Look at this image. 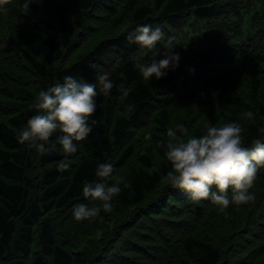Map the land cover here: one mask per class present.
Returning <instances> with one entry per match:
<instances>
[{"label":"trees","instance_id":"obj_1","mask_svg":"<svg viewBox=\"0 0 264 264\" xmlns=\"http://www.w3.org/2000/svg\"><path fill=\"white\" fill-rule=\"evenodd\" d=\"M141 24L175 38L179 67L165 78L146 80L135 67L155 58L127 39ZM105 72L116 87L98 97L77 153L57 146L41 155L19 143L41 89ZM249 110L254 124L242 116ZM225 122L241 123L248 145L262 139L264 0H4L0 264H264V169L256 199L224 212L166 183L172 165L157 145L168 128L185 124L187 139ZM104 162L114 166L107 183L122 181V191L111 211L77 221L75 205L101 203L82 190L100 182Z\"/></svg>","mask_w":264,"mask_h":264},{"label":"clouds","instance_id":"obj_2","mask_svg":"<svg viewBox=\"0 0 264 264\" xmlns=\"http://www.w3.org/2000/svg\"><path fill=\"white\" fill-rule=\"evenodd\" d=\"M4 0H0V4ZM129 43L146 49L155 57L151 63H136L139 74L146 80L165 78L179 67L180 54L174 51V37L168 36L159 26L141 24L129 32ZM157 57H162L158 59ZM116 87L109 73H98L95 82L77 80L70 75L62 83L41 89L31 107L35 114L17 135L19 143L35 149L41 155L55 151L60 146L64 153H77L78 143L88 138L96 124L93 114L97 111L98 97H111ZM134 106L128 105L127 111ZM249 123H255L252 111L242 113ZM61 134L53 141L54 133ZM262 139L245 143L244 128L239 122H225L221 126L205 125L200 136L188 137L189 129L183 123L170 127L166 140L158 143L172 169L166 174V183L182 190L192 201H210L226 211L230 205L240 206L256 199L251 191L257 174L264 169V125L258 129ZM151 139L150 136L146 137ZM69 163L61 162L59 170H67ZM111 163H98L95 175L100 182L83 185V196L98 200V206L79 203L72 209L77 221L96 218L101 210L111 211L113 199L121 191L122 181L108 184L113 178Z\"/></svg>","mask_w":264,"mask_h":264}]
</instances>
